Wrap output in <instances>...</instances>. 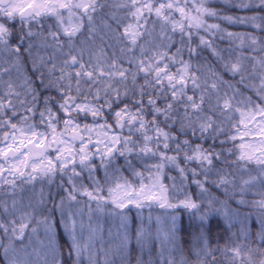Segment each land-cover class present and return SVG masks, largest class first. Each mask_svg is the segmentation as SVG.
<instances>
[{
	"label": "snow or ice",
	"instance_id": "1",
	"mask_svg": "<svg viewBox=\"0 0 264 264\" xmlns=\"http://www.w3.org/2000/svg\"><path fill=\"white\" fill-rule=\"evenodd\" d=\"M0 264H264V0H0Z\"/></svg>",
	"mask_w": 264,
	"mask_h": 264
}]
</instances>
